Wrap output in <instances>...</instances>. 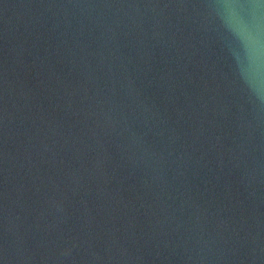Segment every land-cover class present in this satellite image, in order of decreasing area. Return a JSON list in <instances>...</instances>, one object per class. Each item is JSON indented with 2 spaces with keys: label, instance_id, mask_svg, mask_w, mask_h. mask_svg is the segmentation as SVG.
<instances>
[{
  "label": "water",
  "instance_id": "95a60500",
  "mask_svg": "<svg viewBox=\"0 0 264 264\" xmlns=\"http://www.w3.org/2000/svg\"><path fill=\"white\" fill-rule=\"evenodd\" d=\"M222 0H0V264H264V100Z\"/></svg>",
  "mask_w": 264,
  "mask_h": 264
},
{
  "label": "clouds",
  "instance_id": "9594fccd",
  "mask_svg": "<svg viewBox=\"0 0 264 264\" xmlns=\"http://www.w3.org/2000/svg\"><path fill=\"white\" fill-rule=\"evenodd\" d=\"M221 17L245 89L264 100V0H222Z\"/></svg>",
  "mask_w": 264,
  "mask_h": 264
}]
</instances>
